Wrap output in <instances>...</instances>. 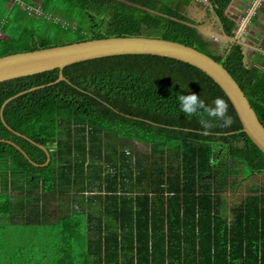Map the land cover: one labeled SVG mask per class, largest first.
<instances>
[{
	"label": "trees",
	"instance_id": "1",
	"mask_svg": "<svg viewBox=\"0 0 264 264\" xmlns=\"http://www.w3.org/2000/svg\"><path fill=\"white\" fill-rule=\"evenodd\" d=\"M35 1L0 0V20L16 4L41 13L17 30L0 21V55L65 43L66 34L177 40L221 62L264 125V69L247 65L240 42L211 47L184 12L190 0ZM209 1L233 36L230 0ZM58 72L0 81V106L39 85L5 103L6 124L0 116V235L19 232L5 264H264V153L218 83L151 53L72 62L66 79ZM192 93L206 104L224 98L233 124L213 120L204 135L199 115L180 111L178 94Z\"/></svg>",
	"mask_w": 264,
	"mask_h": 264
},
{
	"label": "water",
	"instance_id": "2",
	"mask_svg": "<svg viewBox=\"0 0 264 264\" xmlns=\"http://www.w3.org/2000/svg\"><path fill=\"white\" fill-rule=\"evenodd\" d=\"M121 53H151L173 57L203 70L222 88L236 111L242 130L264 153V125L259 120L254 108L235 78L221 62L206 52L177 40L139 34L110 35L10 52L0 55V81L52 68L59 69L56 80L66 79L62 69L67 64ZM37 86L39 85L18 91L3 100L0 106V116L4 123L2 111L5 103L13 96L34 89ZM30 140L45 150L47 161L49 158L47 148L41 143ZM14 144L19 147L16 143Z\"/></svg>",
	"mask_w": 264,
	"mask_h": 264
},
{
	"label": "rangeland",
	"instance_id": "3",
	"mask_svg": "<svg viewBox=\"0 0 264 264\" xmlns=\"http://www.w3.org/2000/svg\"><path fill=\"white\" fill-rule=\"evenodd\" d=\"M34 1L35 0H25V4L35 6L37 4V2L36 1L34 2ZM244 1L246 3H248V5H245V9H244V7H241V8H243L244 11L247 12L246 10L248 9V7H250L249 4H252V2H250L251 0H244ZM205 2H206L205 0H204V3L202 0H198V1L196 0V2L194 3V6L189 8V14L197 22L196 25H197V29H198L199 33L203 37L207 38V40L211 44V47H220V46L225 47V46H227L230 39L227 38V36H225V34H223V32L220 30L218 20L215 17L213 18V20H211V17H210L211 11L206 12ZM233 4H235V6L237 5V3H233ZM259 5H260V2L258 4L256 10H258V9L260 10ZM5 8H2V6L0 4V12L2 11L1 13H4ZM31 9H32V11H31ZM31 9H28V10H30L29 12H32V13L28 14L27 12H23L22 10H20V6L16 4L10 10V12H8V9H6L7 15H4V17L0 21L3 22V21H6L9 19V21H8L9 22L8 23L9 24V26H8L9 30H12V27L15 28L13 30H17V28L14 26L15 24H17V25L20 24V25H25V26H33L38 21V18L40 17L41 13L37 7L31 8ZM230 9L233 10V7L230 6ZM207 10H209V8ZM204 11H205V13H204ZM226 12L227 13L231 12L229 10V7H228V9L226 8ZM48 14L50 16H52L51 13H48ZM200 14H203V15L200 16ZM253 14H255V12H253L251 14V16ZM256 16L257 15H253L251 17V20L252 21L256 20ZM52 17L56 18V16H52ZM235 17H237V16L235 15ZM48 22L52 23V22H54V20L48 19ZM85 22H86V25L89 24L87 19ZM254 29L256 30L255 32L258 35H260L262 33L261 28L254 26ZM70 35L71 34H66V36L64 37V41L69 42V39H71ZM242 39H241V44H242L243 50L245 51L246 40H242ZM133 144L135 146H139V144L137 142H133ZM256 178L258 180L260 177L256 176ZM245 191L246 190L244 188H241V189L234 191L235 192L234 194L237 195L234 197V200L239 199L240 197H238V194H243V193H245ZM230 192H232V191H230ZM231 199L232 198L230 197L229 200L231 201ZM18 234H19V232H17V231H14V230L10 231V226L9 227L7 226V229H5V231L0 235V256H1L0 263L1 262H3L4 264L6 263L4 256L6 254L10 256V253L14 249V246H16L15 240L18 239V237H17V236H19ZM11 236L13 237V239Z\"/></svg>",
	"mask_w": 264,
	"mask_h": 264
},
{
	"label": "crops",
	"instance_id": "4",
	"mask_svg": "<svg viewBox=\"0 0 264 264\" xmlns=\"http://www.w3.org/2000/svg\"><path fill=\"white\" fill-rule=\"evenodd\" d=\"M250 2L252 4H249L250 7L245 12V5H248V3L244 0H230L226 8L229 7L231 14L227 13L226 9L225 12L235 19L237 24H240L236 34L241 36L242 40H246V42L244 41L246 43L245 51L243 50L244 61L249 66L259 65L264 69V0H251ZM259 2L260 10L254 11ZM233 3H237V5L235 6ZM230 6L233 7V10L230 9ZM241 7H244V9ZM253 12H255L253 15H257L254 21L251 20ZM254 26L261 28L262 33L260 35L255 32Z\"/></svg>",
	"mask_w": 264,
	"mask_h": 264
},
{
	"label": "clouds",
	"instance_id": "5",
	"mask_svg": "<svg viewBox=\"0 0 264 264\" xmlns=\"http://www.w3.org/2000/svg\"><path fill=\"white\" fill-rule=\"evenodd\" d=\"M236 25L238 27L240 24L236 23ZM177 99L180 111L187 117L199 115V122L204 129V135L210 134V130L214 126L211 122L213 120L222 121V127L225 128L230 127L234 122L233 118L228 115L229 105L222 97H216L211 104H206L201 97L194 93L188 95L178 94Z\"/></svg>",
	"mask_w": 264,
	"mask_h": 264
},
{
	"label": "flooded vegetation",
	"instance_id": "6",
	"mask_svg": "<svg viewBox=\"0 0 264 264\" xmlns=\"http://www.w3.org/2000/svg\"><path fill=\"white\" fill-rule=\"evenodd\" d=\"M197 1H198V0H197ZM202 1H203V3H204V0H202ZM205 1H206V2H205V4H206V5H205V10H206V12L211 11V12H210L211 20H213L214 17L218 20V16L216 15L215 11L213 10V7H212L210 1H209V0H205ZM195 2H196V0H190L189 3L183 5L184 12H185L186 15H188L191 19H193V18H192L191 15L189 14V8H190V7H193ZM208 8H209V10H207ZM256 8H257V7H256ZM256 8L254 9V11H256ZM261 10H262V9H261ZM204 13H205V11H204ZM201 15H203V14H200V16H201ZM193 21H194V24L196 25L197 22H196L194 19H193ZM218 22H219V20H218ZM219 24H220V23H219ZM219 26H220V25H219ZM196 27H197V25H196ZM238 29H239V26L237 27V25H236V27L233 29V31H234V35H233V36H228V35L225 34V36H227V38L230 39L229 41H233L232 38L234 37V38H235V39H234L235 41L241 43V39H242V37L239 36L238 34H236V32H237ZM220 30L222 31L221 27H220ZM204 38H205V37H204ZM205 39H207V38H205ZM241 45H242V44H241ZM218 48H219V49H222L223 47L220 46V47H218ZM242 49H243V47H242Z\"/></svg>",
	"mask_w": 264,
	"mask_h": 264
}]
</instances>
